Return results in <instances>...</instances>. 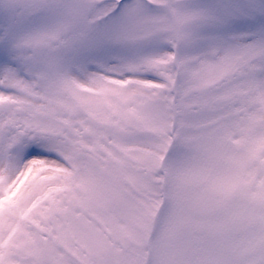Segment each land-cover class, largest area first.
<instances>
[{
	"label": "snow or ice",
	"instance_id": "obj_1",
	"mask_svg": "<svg viewBox=\"0 0 264 264\" xmlns=\"http://www.w3.org/2000/svg\"><path fill=\"white\" fill-rule=\"evenodd\" d=\"M0 264H264V0H0Z\"/></svg>",
	"mask_w": 264,
	"mask_h": 264
}]
</instances>
